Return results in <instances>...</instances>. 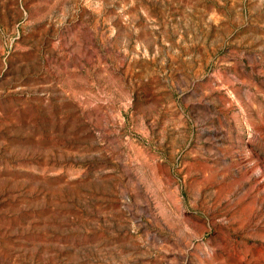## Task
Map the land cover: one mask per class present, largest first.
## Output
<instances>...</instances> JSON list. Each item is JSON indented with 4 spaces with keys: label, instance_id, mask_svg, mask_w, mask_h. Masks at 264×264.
<instances>
[{
    "label": "rangeland",
    "instance_id": "obj_1",
    "mask_svg": "<svg viewBox=\"0 0 264 264\" xmlns=\"http://www.w3.org/2000/svg\"><path fill=\"white\" fill-rule=\"evenodd\" d=\"M0 264H264V0H0Z\"/></svg>",
    "mask_w": 264,
    "mask_h": 264
}]
</instances>
